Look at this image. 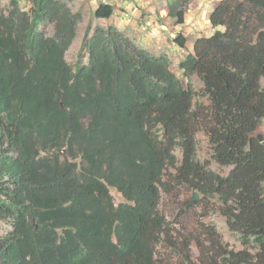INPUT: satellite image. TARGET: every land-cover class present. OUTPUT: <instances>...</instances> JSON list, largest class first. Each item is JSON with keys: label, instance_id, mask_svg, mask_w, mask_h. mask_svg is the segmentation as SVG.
I'll list each match as a JSON object with an SVG mask.
<instances>
[{"label": "trees", "instance_id": "1", "mask_svg": "<svg viewBox=\"0 0 264 264\" xmlns=\"http://www.w3.org/2000/svg\"><path fill=\"white\" fill-rule=\"evenodd\" d=\"M26 1L0 6V264H264V141L253 136L264 127V0L213 7V33L177 66L187 87L166 55L114 26L87 27L71 66L81 14L71 0ZM113 12L100 2L93 17ZM185 13L168 8L177 26ZM172 41L185 48L182 34ZM192 77L206 103H194ZM198 132L225 175L197 160ZM167 172L189 193L183 210L214 211L243 249L212 225L169 240L158 211Z\"/></svg>", "mask_w": 264, "mask_h": 264}, {"label": "rangeland", "instance_id": "2", "mask_svg": "<svg viewBox=\"0 0 264 264\" xmlns=\"http://www.w3.org/2000/svg\"><path fill=\"white\" fill-rule=\"evenodd\" d=\"M220 0H71L72 12L81 14V21L76 28V34L72 44L68 48L65 59L73 66L77 55L80 52L82 40L85 36V30L88 27V35H91L97 26H114L124 31L132 41L139 47L145 49L153 56L161 54L166 55L170 63V70L181 81L184 87L188 86L186 78L178 69V63L187 53H192L193 42L196 38L209 36L213 33L210 26L208 16L213 7ZM9 0H0V6L4 8ZM105 2L114 7L113 15L108 20H97L93 17V12L98 3ZM20 7L23 10L29 9V3L26 0H19ZM183 3L186 9L183 25H175L174 19L168 16V8ZM47 35L52 34V27L44 28ZM182 34L186 39V48L183 50L173 43V38L178 34ZM84 62V61H83ZM264 84V79L262 80ZM190 85L195 93L194 103H206L197 94L200 84L195 77L190 80ZM253 136H264V127L258 125L253 132ZM196 158L199 162L210 163V169L220 175L228 172L226 168H220L210 160V153L206 144V137L203 133L198 132L195 135ZM176 158L177 166L180 163L182 152L179 146L173 151ZM171 174L173 171L170 172ZM166 190L160 187V202L158 211L165 216L167 225L169 226V240H176L181 235L194 233L198 235L201 231L200 225H212L220 235L223 244L233 250H241L243 246L239 242L236 234L230 232L224 223V219L214 213V211L205 208L186 209L183 210L184 200L189 198V193L183 189L172 187L169 174L164 176ZM109 193L115 204L123 202V198L114 189H109ZM7 229L6 224L0 221V234ZM166 242L164 245H167ZM164 247L160 248L162 252ZM249 250L254 252V246H250ZM191 255L195 261L198 251L194 245L191 247ZM167 259L170 261V253H167ZM174 264H178L174 262Z\"/></svg>", "mask_w": 264, "mask_h": 264}, {"label": "water", "instance_id": "3", "mask_svg": "<svg viewBox=\"0 0 264 264\" xmlns=\"http://www.w3.org/2000/svg\"><path fill=\"white\" fill-rule=\"evenodd\" d=\"M259 142H263L264 141V136H256L255 137Z\"/></svg>", "mask_w": 264, "mask_h": 264}, {"label": "crops", "instance_id": "4", "mask_svg": "<svg viewBox=\"0 0 264 264\" xmlns=\"http://www.w3.org/2000/svg\"><path fill=\"white\" fill-rule=\"evenodd\" d=\"M177 46H178V45H177ZM185 48H186V45H185ZM185 48H183V50H184ZM190 53H191V52H190ZM186 54H188L187 51H186Z\"/></svg>", "mask_w": 264, "mask_h": 264}]
</instances>
